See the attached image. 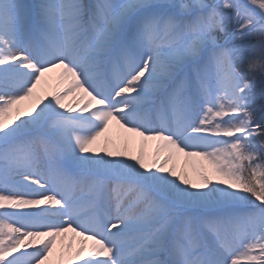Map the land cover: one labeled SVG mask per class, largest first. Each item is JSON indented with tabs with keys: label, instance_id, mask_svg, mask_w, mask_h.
<instances>
[{
	"label": "snow or ice",
	"instance_id": "snow-or-ice-1",
	"mask_svg": "<svg viewBox=\"0 0 264 264\" xmlns=\"http://www.w3.org/2000/svg\"><path fill=\"white\" fill-rule=\"evenodd\" d=\"M258 88L264 0H0V264H264Z\"/></svg>",
	"mask_w": 264,
	"mask_h": 264
},
{
	"label": "bare ground",
	"instance_id": "bare-ground-1",
	"mask_svg": "<svg viewBox=\"0 0 264 264\" xmlns=\"http://www.w3.org/2000/svg\"><path fill=\"white\" fill-rule=\"evenodd\" d=\"M23 2L25 3H33V0H29L28 2H26V0H23ZM242 3H247V0H241ZM110 135H115V130H111ZM135 148H138V144L136 146H134ZM156 147V142L153 141H149L146 142V151L151 154ZM185 163H187V167H188V173L189 176L192 177L195 174L196 169L198 168L199 164L201 163L200 161H198L197 159H189V158H185L183 156H181L179 158L178 164L179 165H184ZM181 169L178 166L177 171L179 172ZM53 259H55V256L53 257Z\"/></svg>",
	"mask_w": 264,
	"mask_h": 264
},
{
	"label": "rangeland",
	"instance_id": "rangeland-1",
	"mask_svg": "<svg viewBox=\"0 0 264 264\" xmlns=\"http://www.w3.org/2000/svg\"><path fill=\"white\" fill-rule=\"evenodd\" d=\"M209 1H211V0H209ZM34 2H36V0H35ZM256 102H257V103H261V102H264V101H262L261 98H257V97H256Z\"/></svg>",
	"mask_w": 264,
	"mask_h": 264
}]
</instances>
